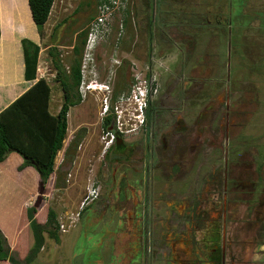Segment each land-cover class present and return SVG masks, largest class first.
<instances>
[{
	"label": "rangeland",
	"instance_id": "obj_1",
	"mask_svg": "<svg viewBox=\"0 0 264 264\" xmlns=\"http://www.w3.org/2000/svg\"><path fill=\"white\" fill-rule=\"evenodd\" d=\"M198 22L204 29H193ZM84 31L87 44L75 55ZM39 47L38 78L51 79L52 112L64 99L50 49L66 71L77 56L85 84L113 93L89 92L69 109L55 172L34 203L42 223L49 209L57 213L59 237L46 235L45 251L30 264H170L174 253L179 264H211L221 249L226 264H264V0H55ZM148 70L160 86L157 141L148 129L123 141L128 154H104V97L114 102ZM176 129L184 133L174 136ZM74 139L79 145L68 148ZM149 145L163 155L154 178L145 172ZM91 189L98 197L81 208ZM192 197L206 207L199 232L189 234L179 214L162 221V199L182 211Z\"/></svg>",
	"mask_w": 264,
	"mask_h": 264
},
{
	"label": "trees",
	"instance_id": "obj_2",
	"mask_svg": "<svg viewBox=\"0 0 264 264\" xmlns=\"http://www.w3.org/2000/svg\"><path fill=\"white\" fill-rule=\"evenodd\" d=\"M54 3L55 0H29L33 19L41 36L45 25L50 19ZM199 23L194 24V30L204 29ZM228 24L229 27L232 24L231 16L228 19ZM216 27L219 29L218 25ZM87 32L80 33L81 45H76L73 49L75 55H79L82 46L83 48L86 46ZM23 45L26 78L27 80H34L37 77L40 47L29 40H24ZM49 54L52 65L58 72L57 80L61 83L66 95L60 111L57 114L51 112V87L45 79H40L36 85L0 113V162L5 161L11 153H18L25 160L24 166L20 167L19 170L21 171L28 166L34 167L38 171L44 187H46L55 172L56 158L67 138L69 109L72 106L79 105L82 101L79 88L83 79L81 60L76 58L77 56L73 60L69 71H66L59 59L58 52L55 49H50ZM156 105V102L150 105L153 111L148 115L149 126L156 124ZM110 124L111 119H108L104 128L109 127ZM74 143L79 145L74 139L68 148L73 146ZM115 149H118L117 144L112 150ZM112 150L110 151L112 152ZM68 151L69 149L65 151V156H68ZM55 186L57 187L58 184L56 183ZM26 215L34 239L33 247L30 248L26 258L22 261L18 258V254L11 250L7 238L0 230V262L30 264L32 259L36 258L43 249L47 239L46 235H49V238L58 239L59 223L57 213L54 210L49 209L45 223L37 219L39 213L37 214L36 204L27 209ZM12 252L19 260L13 256Z\"/></svg>",
	"mask_w": 264,
	"mask_h": 264
},
{
	"label": "crops",
	"instance_id": "obj_3",
	"mask_svg": "<svg viewBox=\"0 0 264 264\" xmlns=\"http://www.w3.org/2000/svg\"><path fill=\"white\" fill-rule=\"evenodd\" d=\"M41 39L29 0H0V113L37 81L26 78L23 42L29 40L40 46ZM48 61L51 62L50 57ZM24 164L23 157L15 152L0 162V208L4 209L0 213V230L7 238L11 250L22 261L34 242L26 212L35 205L41 183L39 173L34 167L28 166L19 170ZM19 204L22 213L17 217L15 210ZM45 248L46 242L41 253Z\"/></svg>",
	"mask_w": 264,
	"mask_h": 264
},
{
	"label": "built area",
	"instance_id": "obj_4",
	"mask_svg": "<svg viewBox=\"0 0 264 264\" xmlns=\"http://www.w3.org/2000/svg\"><path fill=\"white\" fill-rule=\"evenodd\" d=\"M100 22L101 19H99ZM100 23H95L92 28V33L98 29ZM91 43H88L87 47ZM82 71V77L85 74ZM148 70L144 76L136 74V80L132 84L130 90L120 95L114 102L112 97L108 98L106 95L100 111L102 120V149L103 153L107 154L118 142L119 139L126 142L130 139L138 137L144 132H147L151 127L148 124L147 110L151 103L154 102L158 96L160 86L157 82V78L152 76ZM108 92L113 93L105 84L90 83L85 84L82 79L80 85V92L82 97L87 93L92 92ZM108 119H111L109 127L104 128V125ZM99 192L95 189H91L88 195L81 203V208L86 206L90 201L98 197ZM61 231H66L64 224L60 225Z\"/></svg>",
	"mask_w": 264,
	"mask_h": 264
},
{
	"label": "flooded vegetation",
	"instance_id": "obj_5",
	"mask_svg": "<svg viewBox=\"0 0 264 264\" xmlns=\"http://www.w3.org/2000/svg\"><path fill=\"white\" fill-rule=\"evenodd\" d=\"M75 46H73V49L75 48ZM50 59H51V56H50ZM54 71H55L56 74L53 75V77H55L56 82H58L59 85H60V87H61V83L57 80L58 72H57V70L55 68H54ZM38 76H39V74H38V68H37V77H36V79H34L35 81L36 80L37 81L34 83V85H36L38 83V81H40V79H45L46 82L51 87V95H52V93H53V85H52V83L50 81L51 79L48 78L49 76L47 77L45 75H42L39 78H38ZM61 90H62V93H63L62 97H63V99H65V96L66 95H65V92L62 89V87H61ZM163 105H164V103L162 102L161 106H163ZM152 111H153V108L152 107H149L148 110H147V117H148V115ZM161 113H162V111L159 108H156V110H155L156 124L153 125V126H150L151 129H153V131L150 130L152 132H150V135H148V137L150 139H152L151 140L152 145H154L155 142L157 141V137H158L157 135H158V132H160L159 126H161V124H162L161 121H162V117H163ZM155 128H157V133H155V131H154ZM183 133H184L183 130H180V129L177 130L176 129V132H175L174 136H176L177 134H183ZM165 138L162 139V142H163L164 147H165L164 149L167 151V146H166L167 140H165ZM149 146H151V145H149ZM114 151H116V153H118V154L124 155L128 151L127 145L124 143L123 146H121L119 149H115ZM147 155H148V159H149L147 162H148L149 165L146 166L145 172L148 174L147 176H152L154 178L156 176V174H154V173H156V171H158L160 169V167H163V165H162V159H163L162 150L160 148L159 149V154H158L157 149L154 146H151L149 148V153ZM226 167H227V165H226ZM165 172H166L165 173V176H167L168 175V171L165 170ZM180 174L182 175L183 173H180ZM177 176H180V175L178 174ZM157 181L158 180H156V181L153 180V182L151 184H149L147 187L150 188L152 185H154L155 183H157ZM126 182H127V185L128 186L126 187L125 184H124V188L127 190V189H129L128 187H131L132 186V183L129 180L126 181ZM190 188H193V187L191 185H185V190L186 189H190ZM195 198H198V197H192L193 200H191V205H187L186 208H184V210H182V211H180L177 208V206L175 205V202H172L171 198L170 199L169 198L168 199H166V198L165 199H162V201L167 205V208H168L167 214L166 215L163 214L164 217L162 216L163 217L162 218V221L174 222L175 219L177 218V214H179L181 216L180 219H183L184 220V224H186V225L189 226V234H191V233L195 234L196 233L195 231L199 232L201 230V228L206 225L205 224L206 219H204V220L201 219V217L205 218V216H206L205 215L206 214L205 213L206 212V207H203L201 209V207H198V205L195 206V204H196L195 202H197L195 200ZM147 203H149V202H147ZM196 209H197V211H196ZM170 210L172 211V215L171 214H168V212ZM147 216H148V214L146 216H144L146 218H145V221H144V224H143L144 225V227H143V233H148L149 226L151 225V223L148 221V220L151 221V218H149ZM204 230H206V229H204ZM168 233H170V231H168ZM216 252H218V251H216ZM220 252H221L220 253L221 254L220 257L217 258V260H214L213 259L212 261H210L211 264H220V260H221V264H226V254H225L226 252H225L224 249H221ZM174 255H175V253H174ZM174 255H173V259L170 261V264H179V262L177 261L176 257H174Z\"/></svg>",
	"mask_w": 264,
	"mask_h": 264
},
{
	"label": "water",
	"instance_id": "obj_6",
	"mask_svg": "<svg viewBox=\"0 0 264 264\" xmlns=\"http://www.w3.org/2000/svg\"><path fill=\"white\" fill-rule=\"evenodd\" d=\"M123 144H124V142L121 139H119L118 142H117V147L118 146L121 147V146H123ZM40 187H41V189H40L39 194H43L44 191H45V187H44L42 182L40 183Z\"/></svg>",
	"mask_w": 264,
	"mask_h": 264
},
{
	"label": "clouds",
	"instance_id": "obj_7",
	"mask_svg": "<svg viewBox=\"0 0 264 264\" xmlns=\"http://www.w3.org/2000/svg\"><path fill=\"white\" fill-rule=\"evenodd\" d=\"M96 32V31H95ZM91 34H92V32H91ZM88 48V47H87Z\"/></svg>",
	"mask_w": 264,
	"mask_h": 264
}]
</instances>
